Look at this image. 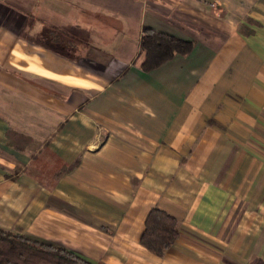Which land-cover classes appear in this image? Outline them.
Wrapping results in <instances>:
<instances>
[{
    "label": "crops",
    "instance_id": "obj_1",
    "mask_svg": "<svg viewBox=\"0 0 264 264\" xmlns=\"http://www.w3.org/2000/svg\"><path fill=\"white\" fill-rule=\"evenodd\" d=\"M19 6L0 17V229L92 264H264V0ZM145 29L195 49L144 73ZM154 210L179 224L162 257L141 244Z\"/></svg>",
    "mask_w": 264,
    "mask_h": 264
},
{
    "label": "trees",
    "instance_id": "obj_2",
    "mask_svg": "<svg viewBox=\"0 0 264 264\" xmlns=\"http://www.w3.org/2000/svg\"><path fill=\"white\" fill-rule=\"evenodd\" d=\"M195 44L145 29L141 42V70L151 73L177 56L193 53ZM179 238L177 220L165 212L154 210L146 222L141 244L150 253L162 257ZM0 264H92L78 254L54 245L31 240L0 229Z\"/></svg>",
    "mask_w": 264,
    "mask_h": 264
},
{
    "label": "rangeland",
    "instance_id": "obj_3",
    "mask_svg": "<svg viewBox=\"0 0 264 264\" xmlns=\"http://www.w3.org/2000/svg\"><path fill=\"white\" fill-rule=\"evenodd\" d=\"M10 2L11 3L8 2L7 6L4 5L3 3L0 4V17H2V15H4L5 13L6 14L11 13L13 14V18H14L16 15H18L19 12H23V9H22L23 7L19 6V0H11ZM27 8L30 9L31 7L28 6ZM3 24H5L3 21L0 22V25H3Z\"/></svg>",
    "mask_w": 264,
    "mask_h": 264
}]
</instances>
